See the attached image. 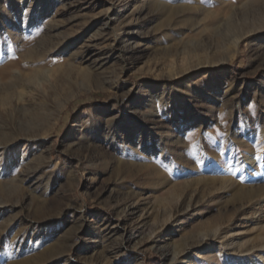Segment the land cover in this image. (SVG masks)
Returning a JSON list of instances; mask_svg holds the SVG:
<instances>
[{
    "label": "rangeland",
    "instance_id": "1",
    "mask_svg": "<svg viewBox=\"0 0 264 264\" xmlns=\"http://www.w3.org/2000/svg\"><path fill=\"white\" fill-rule=\"evenodd\" d=\"M19 1L12 0L14 18L24 10L46 8L53 16L34 28L23 47L11 46L14 62H22L51 20L79 46L94 44L99 51L108 44L114 50L104 51L113 57L104 61L96 80L71 68L26 78L37 89V101L28 109L1 113L0 96V142L3 128L8 134H14L10 130L15 126L37 133L49 130L42 145L28 149L25 164L30 163L21 167L30 171L27 182L0 190V236L9 237L0 240V264L69 241L73 246L63 264H172L174 255L198 239H204V248L191 264H264V202L256 211L247 206L238 212L233 204L240 188L220 199L210 197L215 179L225 175L222 170L229 164L227 130L235 126L244 139L264 126V0L256 5L241 0H144L135 16V0H24L25 7ZM5 4L0 0V10ZM158 9L170 13L171 20L164 23ZM107 13L112 18L117 14L118 21L108 23ZM245 34L234 53V37ZM129 35L135 38L125 43ZM3 48L0 61L8 59L9 46ZM121 48L127 51L119 54ZM77 52L73 48L61 61L74 59ZM102 58L96 52L85 66L94 67ZM198 64L202 66L195 68ZM189 68L185 76L176 74ZM41 92L48 94L45 104H40ZM9 98L18 102L21 96L13 92ZM130 139L136 142L129 152L137 150L140 140L155 151L148 148L132 161L126 150ZM218 155L224 161L212 168ZM131 162L137 167L133 178L122 171ZM262 175L257 188L264 187L263 169ZM134 193L140 194L135 200L140 204L124 216ZM190 201L201 207L198 213L186 211ZM39 207L44 219H62L49 238L34 220ZM98 218L103 221L97 223ZM169 218L174 228L153 240V229ZM218 230L226 236L225 245H236L223 249ZM97 234L101 238L92 239ZM124 237L132 238L125 242ZM122 242L125 249L118 253Z\"/></svg>",
    "mask_w": 264,
    "mask_h": 264
},
{
    "label": "bare ground",
    "instance_id": "2",
    "mask_svg": "<svg viewBox=\"0 0 264 264\" xmlns=\"http://www.w3.org/2000/svg\"><path fill=\"white\" fill-rule=\"evenodd\" d=\"M23 1L24 0L19 1L21 7H25V3ZM143 1L144 0L134 1V3L139 6L138 9H136V11L132 13L134 16L139 11V8L143 5ZM261 1L262 0H241V2H244L245 5H256L257 2ZM5 2L6 4L2 7V10H0V52L4 49V45L9 46V48L7 50L8 59L4 58L2 61H0V96L2 98V103L0 102L2 111L1 113H9V111L12 109L14 111L19 112V110L28 109V106L37 101L35 99L37 98L36 94L34 95V91H37V89L32 86L31 83L26 82V78L35 79L39 72L48 74L56 72L58 70L71 68L74 69V73L77 72V74L79 73L84 77L92 78L95 80L101 78V73L99 72V70L105 64H107L104 61H109V59L113 57L112 53H108L109 55L107 56L104 51L114 50L113 47L107 44L104 49L97 51L96 45L94 44H82L81 46H79L76 39H72L70 38V36L62 34V32H60L61 26L57 23L58 21L54 20H51L45 26H43L44 29L46 28V30L40 36V38H38V41L36 42L35 46L30 51L26 52L25 56L22 58V62H14L11 57V54L15 51V49H12L11 46H13L14 43H18L21 47H23L24 43L22 42H24V40H27L28 38L30 40L34 28H36L46 18L53 15L51 8H46L45 10H35L33 12L24 10L16 18H14L12 17L11 11V8L13 6L12 0H5ZM156 4L158 6V3H153L152 5ZM158 13V16L164 20V23L171 20V15L167 11L158 9ZM100 16L103 15L101 14ZM115 17L116 18H112L107 13L104 18L108 19V23H113L118 21L117 14H115ZM133 20L134 18H131V21L128 22L129 26L132 25ZM122 24L123 22L120 23L119 30H121L120 26H122ZM122 34L124 33H120L119 35L121 36ZM248 35L249 34L238 35L234 37V53H237L239 51L242 41ZM129 36L130 37H128L125 43H128L131 39L135 38L133 35ZM260 36L264 37V28L263 33H261ZM126 37L127 35H125L123 38ZM73 48L79 49V52H77L76 57L74 59L67 60V62L61 61L63 57H65V55L69 53V51L73 50ZM126 51V48H124L120 50L119 54H123ZM96 52L100 54L101 58L104 55L106 56V58L101 59V62L103 61L104 63H96L94 67L85 66L84 62L87 59L93 57ZM201 66L202 65L198 64L195 66V68H199ZM189 70L190 68L184 71L182 70V72L176 74L178 76H185L189 72ZM45 84L46 83H44V85ZM212 90V86L210 85L209 91ZM13 92L21 96V98H17L18 102L10 100L9 96ZM29 96L30 98L27 100L26 98ZM41 98L42 101H40V104L44 103V101H47L48 94L46 92H41ZM261 100L264 103V94L261 95ZM235 108L236 107H234L233 109ZM137 109H139V107H137ZM233 109L231 110V114L234 113ZM210 118H213V115H210ZM204 122L205 121H202V123ZM183 125L186 126L185 123H183ZM185 126L181 127L180 130H182ZM10 131H13L14 134H8L6 128H3V131L1 132L0 190H3L7 187L9 189L20 188L25 182H27V178L30 176V171H22L21 167H23L22 164L28 165L30 163V160H28L25 164V158L27 156L28 149L33 146L32 149L35 150L37 145H42L44 143V136L49 132V130H44L42 133H37L36 131H33L31 129H23L19 126L13 127ZM131 140L132 139H130L131 143L126 148V150L128 151L129 156L132 157V161H134L133 158L135 159V157H140L143 154L142 151L145 155L147 154L146 150L147 152L149 150H151L152 152L155 151V149L150 148L149 145L145 144L144 141L140 140L137 150H132L129 152L130 146L132 144H135L136 142L135 140ZM253 141H255V146L251 145ZM224 146L226 150V156L229 160V164L226 165V167L222 170L225 172V175L222 178L215 179V182L217 183L210 189L211 200L220 199V197L224 196L229 191L234 190L235 188H240L241 191H238L234 195L235 199L233 207L236 208V211L238 212L243 211L242 209L245 210L247 206H249V208L247 209H252L256 211L255 207L263 204L264 202V187H256L257 179H263L262 169L264 170V126L259 128L254 134H248L247 138L244 139H239L238 131L235 129V126L232 128L230 127L227 130V136L225 138ZM157 158L158 160H161V155H157ZM221 161H224L222 160V156H216L214 158V162H212V168H215L217 165L216 163H220ZM232 166H234V170L230 172L229 169ZM136 169L137 167L135 163L131 162L130 165L123 166L122 171L126 172L129 177L133 178L135 176ZM18 171L19 173L15 174V172ZM240 172L241 174H239ZM243 180H248L253 184L250 186H245V184L243 185L242 183ZM247 189L249 190L248 192L245 191ZM133 195L134 199L128 201L125 204V208L123 210L124 216L127 215L126 212L128 209L135 208L140 204V200L135 201L140 196V194L134 193ZM0 205L2 204L0 203ZM191 209L192 211H194L195 209V211H197L198 213L201 210V207L200 209L198 207H194V204H191L190 201L186 208V211H190ZM44 213L45 212L42 207L37 208V211L34 215V220L39 225L42 223L43 228H41V230L42 232L46 233V238H49L52 234H54V232L57 231L59 226L62 224V219H60V221L58 222H53L56 221V218L48 217V219H44ZM170 218L165 223H163L164 225H158L155 229H153V231L151 232V238L153 240H156L159 237H165L166 234L174 228L171 223L172 218ZM101 221H103V219H97V223H100ZM216 234V236L222 241L221 245H223V249L227 250V248L234 247L236 245L235 242L231 245H225L224 239L226 236H223L224 234L221 233L220 230H218V233ZM8 238L9 237L7 236H0V240H7ZM100 238L101 235L97 234V236L92 239L99 240ZM131 238L132 237H124L122 238V241L129 242L131 241ZM203 242L204 239L194 240L190 245L184 247L179 252V254L173 256L172 264H191L193 262L192 260H194L196 256L202 255L204 247H201V245L203 244ZM55 244L56 243H54L53 245L49 244L46 250L39 255H34L31 258L24 260H14L8 262L7 264H63V259H65L64 256L68 252V250L73 246V244L70 243V241L69 243H61L59 245ZM124 245L125 243L122 242L120 247L117 248L118 253L124 251ZM217 249V253H219L223 256V258H225L226 263H229V257L224 255L225 251L220 250L219 247ZM21 250L22 249H20L19 251ZM178 255H181L182 259H179ZM191 255L193 256L191 257ZM124 260L129 261L130 259L125 258Z\"/></svg>",
    "mask_w": 264,
    "mask_h": 264
}]
</instances>
